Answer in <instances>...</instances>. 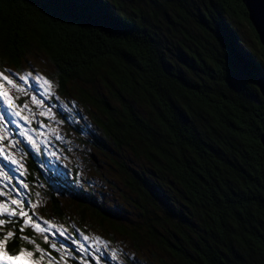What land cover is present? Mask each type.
I'll use <instances>...</instances> for the list:
<instances>
[{"label":"trees","instance_id":"obj_1","mask_svg":"<svg viewBox=\"0 0 264 264\" xmlns=\"http://www.w3.org/2000/svg\"><path fill=\"white\" fill-rule=\"evenodd\" d=\"M231 22L247 26L255 55ZM30 48L61 92L80 82L98 131L87 158L100 170L110 147L136 216L120 223L93 196L75 204L82 221L168 257L157 264H264V48L240 0H0V62L16 68ZM23 160L25 182L40 181Z\"/></svg>","mask_w":264,"mask_h":264},{"label":"rangeland","instance_id":"obj_2","mask_svg":"<svg viewBox=\"0 0 264 264\" xmlns=\"http://www.w3.org/2000/svg\"><path fill=\"white\" fill-rule=\"evenodd\" d=\"M231 24L240 46L255 55L257 49L247 26L235 22ZM0 73L4 75L32 73L28 83L16 81L17 86L9 88L14 98L19 96V99L14 100L17 106L25 102L28 104V109L23 110L21 115L28 117L29 122L26 123L19 117H11L15 123L0 122V132L12 141L20 142L15 148L7 150V154L18 161V164L13 165L12 168L16 169L19 164H23L24 154L29 152L41 173V180H37V183L42 182V184H37L36 181L28 184L24 180L25 175L21 177L16 171L5 169L15 177L14 184L24 180L28 185L27 189H21V196L15 193L12 195L17 200L23 198L26 207L36 205L34 209L27 207V210L29 215L35 213V222L40 225V229L45 230L41 233L40 229L32 224L30 227H25L30 230L29 235L20 234V236L29 237L35 244H39L40 248L50 252L57 259L58 264H72V262L76 264H157L158 259L168 261L167 256L156 253L153 248L142 243L133 245L127 238L102 229L92 222L82 221L78 216L75 204L79 201H92L94 196L102 207L111 210L113 217L120 223L133 221L136 217L131 205H127V194L119 178L107 166L113 156L110 147L104 145L102 151L98 152L101 155L96 154L98 162L103 164L100 170L95 169L87 158L89 153H97V148L91 147V143L87 140L98 134V131L91 122V116L85 112L80 100L76 98V90L80 82L77 83V88L68 84L65 91L61 92L55 68L47 56L36 48H30L16 68L0 62ZM37 76L41 78V82L43 79L51 82L50 92L46 93L44 87L37 83L34 79ZM12 78L15 79V76ZM21 85L26 91L20 90ZM91 88L97 87L92 85ZM33 95L43 103L39 106L33 104L31 101ZM6 107V104L0 103V113H4ZM15 110L20 108L17 107ZM4 114L7 115V113ZM28 136L40 144L39 152L32 148ZM4 143L7 144V140ZM4 163H10V161ZM20 171L25 172V168L23 167ZM86 190L92 195H88ZM49 196L57 202L61 211L59 216L52 213ZM15 228L6 225L0 230V237ZM43 235L48 236V243L43 242ZM85 236L88 237L87 240ZM22 241L28 245V247H22L23 249L34 250L33 243ZM53 243L56 249L50 247ZM79 245H83L87 251L80 249ZM112 249H115L119 255L118 261L110 259ZM68 252L72 253L70 257ZM62 254L64 259H60ZM39 256L40 253L35 252L32 259H38ZM25 261L26 258H22L17 264H25ZM41 264H48L47 257L41 261Z\"/></svg>","mask_w":264,"mask_h":264},{"label":"snow or ice","instance_id":"obj_3","mask_svg":"<svg viewBox=\"0 0 264 264\" xmlns=\"http://www.w3.org/2000/svg\"><path fill=\"white\" fill-rule=\"evenodd\" d=\"M13 76H15V79L12 78ZM30 77H32V73H9L8 75L0 73V98H2V100H0V103L7 105V107L4 109V113H7V115H5L4 113H0V122L7 121V123H15V120L11 119V117H19L26 123L29 122L28 117L21 115V112L23 110L28 109V104L25 102L17 106L14 103V100L19 99V96L14 98L10 94L9 88H15L17 86L16 81H23L25 84L28 83ZM34 79L37 81V83L40 84V86L44 87V91L46 93L50 92L52 84L49 80L43 79L41 82V78L39 76L35 77ZM20 90L26 91L23 89L22 85L20 86ZM31 101L37 106L43 103V101L39 100L35 95L31 97ZM17 107H19L20 110H15ZM40 114L44 115V113ZM21 135H26V133H21ZM57 138L59 139V137ZM6 140L7 144L4 143ZM28 140L31 143L32 148L35 151L39 152L40 144H38L31 136H28ZM19 143V141H12L8 136L0 132V198H2L0 199V230H2L7 225L9 227H16L17 231L23 233L25 227H30L32 224H34L35 228L40 229V225L35 222V213L33 212L32 215H29V212L27 210V207H31L34 209L36 205L32 204L26 207V202L23 200V198L17 200L15 196L12 195L13 193H15L17 196H21V189H27L28 185L24 182V180H20L18 181V183L14 184L13 182L15 180V177L11 176L8 171H5V169H12L13 171L18 172L21 177L25 175L24 171H20V169H23L24 167L23 164H19L18 168L13 169L12 166L17 165L18 161L12 159L10 154H7L8 149L15 148ZM53 155H55V153H53ZM6 161H10V163H4ZM40 231L41 233H43L45 230L40 229ZM61 235H63V233H61ZM10 238L22 239L29 243H33L34 250H26L21 248L19 252L10 254L7 251L6 247L7 242ZM85 239L87 240L88 237L85 236ZM97 240H99V238H97ZM43 242H49L47 235H43ZM50 247L52 249H56V245L54 243L51 244ZM79 247L83 251H87V249L84 248L83 245H79ZM61 248H63V246H61ZM97 251H99V249H97ZM35 252L40 253L38 259H32ZM71 255L72 253L68 252V256L70 257ZM46 257L48 259V264H58L57 259L53 257L50 252H46L44 249L40 248L39 244H35L27 236L17 237L15 236V233L10 230L7 231L6 234L2 235V237H0V264H17L18 261L22 260V258H26L25 264H41V261H43ZM60 259H64L63 254L60 256ZM110 259L113 261L119 260V255L115 249L111 250Z\"/></svg>","mask_w":264,"mask_h":264},{"label":"water","instance_id":"obj_4","mask_svg":"<svg viewBox=\"0 0 264 264\" xmlns=\"http://www.w3.org/2000/svg\"><path fill=\"white\" fill-rule=\"evenodd\" d=\"M247 16V21L252 27L257 41L264 48V0H240ZM256 86L260 95L264 98V77L256 79ZM259 143L264 149V131L259 136ZM95 162V158L90 155Z\"/></svg>","mask_w":264,"mask_h":264}]
</instances>
